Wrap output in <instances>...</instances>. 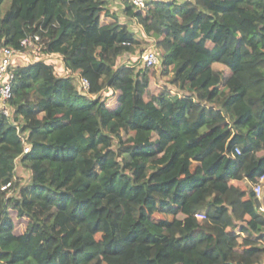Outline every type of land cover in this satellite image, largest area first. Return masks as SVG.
Here are the masks:
<instances>
[{"label":"trees","instance_id":"trees-1","mask_svg":"<svg viewBox=\"0 0 264 264\" xmlns=\"http://www.w3.org/2000/svg\"><path fill=\"white\" fill-rule=\"evenodd\" d=\"M145 1L0 0L1 47L39 37L0 112V264H261L264 0ZM143 41L163 86L117 62Z\"/></svg>","mask_w":264,"mask_h":264},{"label":"built area","instance_id":"built-area-1","mask_svg":"<svg viewBox=\"0 0 264 264\" xmlns=\"http://www.w3.org/2000/svg\"><path fill=\"white\" fill-rule=\"evenodd\" d=\"M131 4L138 10L144 11L146 8L145 0H130ZM39 41L38 36H33L25 38L21 41V45L24 49L28 50L32 48L34 44ZM20 52L15 51L12 48H3L0 45V112L12 120L13 107L10 105L9 101L12 97V84L14 81L13 67L19 64H14V57ZM140 61H142L144 67H155L159 63L158 55L154 49V44H150L140 55ZM89 82L82 78L80 79V89L84 92L89 90ZM29 151V147L24 148V153ZM236 154L240 153V149L235 147ZM263 177L260 178L262 181ZM253 192L256 198L261 195V185L260 182L253 187ZM259 211L264 213V205H260ZM197 219H205L204 213H197L194 215Z\"/></svg>","mask_w":264,"mask_h":264},{"label":"rangeland","instance_id":"rangeland-1","mask_svg":"<svg viewBox=\"0 0 264 264\" xmlns=\"http://www.w3.org/2000/svg\"><path fill=\"white\" fill-rule=\"evenodd\" d=\"M115 0H109V7L112 10H114V6H115ZM119 19L121 22L123 23H129V19L127 17H125L124 14L119 13ZM104 20H107V18L104 16ZM131 27L133 30H135V33H137L139 31V27L136 24H131ZM136 37H141L140 35H136ZM143 40H146L145 38ZM148 43L147 41H143L141 47L133 54V55H124L118 58V64L121 63H129L134 65V68L136 70L140 69V68H144V65L142 63V61H140V55L141 53H143V51L148 47ZM37 48L34 47V49L32 51L26 50V52L24 53H18L13 61L14 64H19V65H24L27 64L28 62L32 61L35 58V53ZM49 59L52 60V62H54L56 64V66H59V62H58V58L57 57H50ZM61 67V66H60ZM59 68V67H58ZM155 69V73L153 74V79L157 82V84L162 85L163 86V82L162 79L160 78V71H161V67H160V62L154 67ZM59 70V69H58ZM103 97H106V93L102 94ZM109 98V97H106ZM147 99V97H146ZM15 175L18 179H20L23 183L27 182L30 179V173L24 169L21 164L19 162H17L16 164V168H15ZM10 215L12 217L13 220V224H14V231L16 233H23L26 228L28 227L29 224H32L31 221L27 218H19L17 217L16 213L14 211L10 212ZM156 216L160 219L162 218H172L169 215H165L162 213H158L156 214ZM196 225V224H195ZM199 224H197L195 226V228L199 229ZM264 258L262 259L261 264H264Z\"/></svg>","mask_w":264,"mask_h":264},{"label":"crops","instance_id":"crops-1","mask_svg":"<svg viewBox=\"0 0 264 264\" xmlns=\"http://www.w3.org/2000/svg\"><path fill=\"white\" fill-rule=\"evenodd\" d=\"M53 57H57V56H53ZM58 58V57H57ZM58 62H59V66H57V69H58V67L59 68H62V64H61V62H60V59L58 58ZM61 66V67H60ZM59 70H61L62 71V69H59ZM247 173L248 174H250L251 173V169L250 168H248L247 169ZM241 189H242V191L244 192V195L242 196V197H240V200H242V201H246L248 198H249V196H248V189H247V185H245V184H242L241 186ZM226 232H233V233H238V231H237V229L236 228H234V229H232V230H229V231H226Z\"/></svg>","mask_w":264,"mask_h":264}]
</instances>
